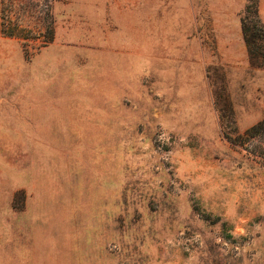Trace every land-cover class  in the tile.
<instances>
[{"label":"rangeland","instance_id":"rangeland-1","mask_svg":"<svg viewBox=\"0 0 264 264\" xmlns=\"http://www.w3.org/2000/svg\"><path fill=\"white\" fill-rule=\"evenodd\" d=\"M3 2L0 264H264L248 0Z\"/></svg>","mask_w":264,"mask_h":264},{"label":"trees","instance_id":"trees-1","mask_svg":"<svg viewBox=\"0 0 264 264\" xmlns=\"http://www.w3.org/2000/svg\"><path fill=\"white\" fill-rule=\"evenodd\" d=\"M3 12H5L4 2L0 0V33L11 37L18 35V25L9 21L7 15L2 16ZM241 27L251 63L264 65V19L260 13L259 0H248L241 14ZM48 33L45 40L47 42L54 38L53 25L49 27ZM263 131L264 119L247 129L246 134L252 137Z\"/></svg>","mask_w":264,"mask_h":264}]
</instances>
